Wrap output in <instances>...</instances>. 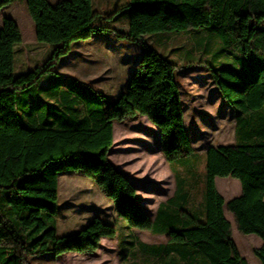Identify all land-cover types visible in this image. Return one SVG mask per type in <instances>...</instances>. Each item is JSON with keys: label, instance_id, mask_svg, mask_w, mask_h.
<instances>
[{"label": "trees", "instance_id": "obj_1", "mask_svg": "<svg viewBox=\"0 0 264 264\" xmlns=\"http://www.w3.org/2000/svg\"><path fill=\"white\" fill-rule=\"evenodd\" d=\"M16 0H0V11ZM38 6L44 26L38 42L48 46L46 63L16 77V45L23 42L16 20L0 28V264H31L44 254H95L103 239L115 238L118 227L95 218L78 233L59 236L60 174L81 171L113 202L116 215L130 230L165 235L168 243L138 240L156 264H249L233 238L225 215V199L217 178L232 177L242 195L227 204L241 235H256L263 246L255 255L264 264V0H128V31L102 26L105 13L96 0H27ZM205 26L218 35L234 66H209L214 86L233 110L235 144L211 147L205 154V204L197 216L172 200L152 218L137 201L136 186L109 160L114 123L146 117L160 132V146L171 167L196 156L186 129L182 93L175 78L177 65L151 48L145 37L156 32L183 33ZM142 47L137 74L121 97L98 114L63 107L45 113L29 103V90L54 73L72 45L96 32ZM65 97V95H64ZM66 98V97H65ZM178 179V178H177ZM186 198L189 193L185 194Z\"/></svg>", "mask_w": 264, "mask_h": 264}, {"label": "rangeland", "instance_id": "obj_2", "mask_svg": "<svg viewBox=\"0 0 264 264\" xmlns=\"http://www.w3.org/2000/svg\"><path fill=\"white\" fill-rule=\"evenodd\" d=\"M57 4L61 0H49ZM128 0H96L95 9L105 13L102 26L128 31ZM6 18L17 21L23 42L16 45L15 75L19 77L34 71L51 56L49 47L38 42L36 31L44 26L39 7L27 0H16L0 11V28ZM149 46L177 66L176 81L182 93L185 120L189 133L200 139L201 148L184 164L171 168L160 147V132L146 117L116 122L114 147L110 151L111 163L127 174L137 185V199L152 214L161 203L174 196L176 178L179 195L174 204L184 206L186 213L197 216L205 204L206 163L202 151L210 146L234 141L235 116L214 86L209 66H234L233 56L225 53L221 38L205 26L180 34L156 32L145 37ZM144 51L141 46L121 40L111 32H96L86 41L72 45L69 55L61 58L54 73L49 74L32 89L29 103L41 106L45 113H58L63 107L84 112L93 107L98 114L106 113L110 104L126 92L130 80L137 74ZM65 95V97H64ZM61 108V109H60ZM231 110V111H230ZM202 150V151H201ZM226 178H218L217 186L225 201L236 195L221 191ZM239 183L236 179H231ZM230 190V189H229ZM189 193V197L186 195ZM59 214L56 228L59 236L78 233L95 218L117 224L115 238L103 239L100 249L92 255L68 253L55 257L44 254L31 258V264H156V256H145L138 240L148 245L168 243L166 236L149 231L130 230L127 223L116 215L113 202L97 183L75 169L60 174ZM227 216L232 214L227 211ZM117 220V221H115ZM234 240L248 257L256 249V235H241L233 221ZM252 253V254H251ZM250 264L259 263L254 256Z\"/></svg>", "mask_w": 264, "mask_h": 264}, {"label": "crops", "instance_id": "obj_3", "mask_svg": "<svg viewBox=\"0 0 264 264\" xmlns=\"http://www.w3.org/2000/svg\"><path fill=\"white\" fill-rule=\"evenodd\" d=\"M183 102V101H182ZM231 111V110H230ZM232 113H233V111H231ZM233 115H234V113H233ZM185 124H186V120H185ZM235 126H236V123L234 124V141L232 142V143H229V144H223V145H218V146H210L209 148H211V147H219V146H226V145H234L235 144ZM186 129H187V131H188V127H187V124H186ZM115 130H116V123H114V138H115ZM188 133H189V131H188ZM160 134V133H159ZM189 135H190V137H191V140H192V143H193V146H194V149H195V153H196V155H198V151H197V148L198 149H201V148H199V147H197V143L199 142V138H198V136L196 137V139H194L193 138V135L191 134V133H189ZM115 142V141H114ZM113 147H114V145H113ZM161 147V146H160ZM209 148H207V149H205V150H201L202 151V155H203V157L205 158V154H206V152L208 151V149ZM112 150V149H111ZM111 153V152H110ZM171 166V165H170ZM172 168V167H171ZM117 170L119 171V172H121L123 175H125L135 186H136V188H138L137 187V185L135 184V182L133 181V179H131L129 176H127V174H125L124 172H122L121 170H119L118 168H117ZM174 175H175V178H176V189H175V193H174V196H175V194H176V191H177V183H178V179H177V176H176V174L174 173ZM227 180H225V181H223V184H222V186H221V191H224V192H226V190L228 189V192H227V194L230 196V195H233V194H235L236 196L234 197V198H232L231 200H233V199H236V198H238V197H240L241 195H242V187H241V184H240V182L239 183H236L235 181H233V180H231V179H234V178H232V177H229V178H226ZM217 182H218V178L216 179V185H217ZM60 185V184H59ZM217 188H218V186H217ZM230 189V190H229ZM138 190V189H137ZM218 191L220 192V190L218 189ZM220 194L222 195V192H220ZM60 196V195H59ZM174 196L172 197V198H170L168 201H166L165 203H161V204H159V206L157 207V209H156V212L155 213H151L149 210H147L141 203H139V200L137 199V201H138V203H139V205L145 210V211H147L148 213H149V215L154 219V218H156V216H157V211H158V209H159V207L161 206V205H165L167 202H169L170 200H172L173 198H174ZM223 196V195H222ZM60 198V197H59ZM223 198L225 199V197L223 196ZM226 200V199H225ZM230 200V201H231ZM229 201V202H230ZM226 202V201H225ZM229 202H226V204H225V215H226V218L229 220V222L231 223V225H232V230H233V238H234V225H233V221H234V223H235V218H234V216L232 215L231 217H229V216H227V204L229 203ZM105 221V220H104ZM115 221H117V220H115ZM108 224H113V223H111V222H107ZM235 226H236V224H235ZM237 228V227H236ZM159 236H165V235H159ZM167 237V236H166ZM168 238V237H167ZM235 241V240H234ZM255 244H256V249L255 250H257V249H260V248H262V246H263V241L262 240H259V239H255ZM236 243V242H235ZM237 244V243H236ZM238 246V245H237ZM239 248V247H238ZM239 250H240V248H239ZM240 252H241V254L243 255V257L248 261V263L250 264V261H249V259L251 258V259H253V260H255L256 261V259H254V256H256L255 255V251H254V254L252 255V257H251V255H249V257L250 258H248L241 250H240ZM252 254V253H251ZM257 258V257H256ZM255 264H261V262H259V263H256L255 262Z\"/></svg>", "mask_w": 264, "mask_h": 264}]
</instances>
